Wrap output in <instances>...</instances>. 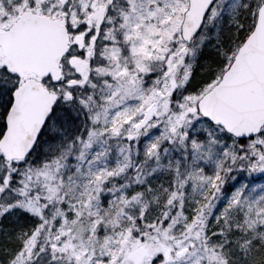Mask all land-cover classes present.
I'll list each match as a JSON object with an SVG mask.
<instances>
[{"label":"snow or ice","instance_id":"6c2138e0","mask_svg":"<svg viewBox=\"0 0 264 264\" xmlns=\"http://www.w3.org/2000/svg\"><path fill=\"white\" fill-rule=\"evenodd\" d=\"M0 264H264V0H0Z\"/></svg>","mask_w":264,"mask_h":264}]
</instances>
